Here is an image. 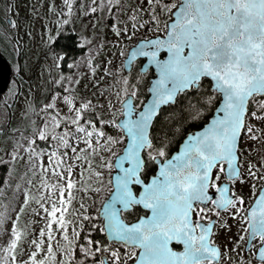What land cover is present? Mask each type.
<instances>
[{"label": "snow or ice", "instance_id": "snow-or-ice-1", "mask_svg": "<svg viewBox=\"0 0 264 264\" xmlns=\"http://www.w3.org/2000/svg\"><path fill=\"white\" fill-rule=\"evenodd\" d=\"M73 7L74 0H64L69 18ZM117 7H120L119 0H108L107 5L104 0L98 5L93 0L88 11L107 9L111 14ZM130 8L122 27H117L116 23L111 27L117 42L127 38L123 33L130 36L145 24L148 31L154 30V35L141 39L129 56L130 61L138 56L147 57V64L154 66L155 79L151 81L149 94L141 104H135L136 85L125 77L123 87L116 93L120 97L121 118L109 117L106 121L118 131L106 136L88 112L95 108L90 100H82L77 105L75 97L63 95L68 114L61 116L56 103L59 94L53 91L50 101L39 109L40 123L30 121V134L21 133L25 143L22 145L20 140L14 139L13 150L8 154L14 161L21 154L19 149L25 148L32 166L38 167L43 175L40 182L50 192L48 199L53 201L50 208L41 205L48 217L46 251L42 247L43 239L32 240L25 259L17 261L18 242L26 233L13 222L7 229L10 232L8 243L0 249L8 259L0 258V264H46L48 260L56 264L57 251L67 257L61 258L59 264H220L226 254L214 242V222L203 223L208 216L202 214L214 212L219 217L221 211L233 219L238 218L242 224L246 222L244 231L248 233L249 242L245 248L251 251L254 247L251 241L258 238V262L264 264V186L256 195L255 183L257 179L264 180V176L258 177L257 166L248 162L249 189L255 196L250 204H246L245 194L230 183H217L221 173H225L228 181L239 179L244 183L246 177L239 171V138L243 132L252 139L258 134L259 130L253 131L256 126L247 121L248 116L264 119V110L258 113L248 109L250 103L264 108V99H257L264 97V0H146ZM68 22L61 11L57 24ZM9 23L16 25L15 20ZM56 35H50L48 42H53ZM53 58L55 66L59 67L63 53L53 52ZM67 79L71 85V78ZM135 79L139 80V76ZM64 80L61 75L54 83L64 88ZM64 92L67 93V88ZM189 93H200V99L189 104L195 114H190V119L198 118L205 111V105L214 100L217 103L215 114L202 128L183 136L178 150L172 151L177 129L160 124L159 113L164 106L187 98ZM107 107L114 113L117 111L110 101ZM30 111L35 109L28 106L25 115ZM61 126L62 132L58 135L57 129ZM37 141L45 145L59 141L47 149V164L44 163L45 149L39 147ZM79 144L89 149L90 155L98 156L100 169H115V172L109 173L111 191L99 210L102 220L99 232L105 234V240L85 236L87 244L77 245L69 238L68 221L63 214L75 182L72 166L64 161L68 153L59 149L70 148V159L75 162L81 159L77 155ZM115 145L120 146V152L115 154L114 160L99 155L100 151L111 154ZM84 160L88 161V156ZM88 162L91 170V161ZM149 164L156 166L150 172L146 171ZM260 167L264 168V161ZM49 171L59 176L60 181L47 184ZM92 172L97 181L92 190L99 193L103 190L101 182L105 174L101 170ZM65 191L69 200L65 199ZM27 201L28 193L24 192L23 203ZM139 206L144 214L137 213L130 220L124 216L125 211L131 216ZM6 212V208L0 210V225L7 219ZM54 221L63 236L56 250L52 244ZM44 232L45 228L39 230L41 238ZM73 235H79L75 228ZM240 239H243L242 234ZM174 241L182 245L179 250L171 246ZM113 242L122 245L123 251L113 247ZM77 248L79 254L75 251ZM238 264H251V260L242 258Z\"/></svg>", "mask_w": 264, "mask_h": 264}, {"label": "rangeland", "instance_id": "rangeland-1", "mask_svg": "<svg viewBox=\"0 0 264 264\" xmlns=\"http://www.w3.org/2000/svg\"><path fill=\"white\" fill-rule=\"evenodd\" d=\"M144 3H146V0H125L120 7H117L114 11L117 27H122L123 22L128 19L126 12L131 11L130 5ZM61 11H64V18L68 19L67 12L64 9V0H0V15L8 24L7 32L15 36V42L18 47L16 55L13 58L14 68L10 89L3 97L5 98L7 107L11 111L12 125L26 129L28 127L29 130H32L30 121L34 120L36 123H40L42 117L39 109L44 103L50 101V97L53 91H55L59 94L56 103L61 110V116L68 114V109L62 99L63 95L67 94L75 97L74 102L77 105L82 100H90L95 105V108H90L88 112L96 122V127L103 129L106 136L115 135L118 130L107 124L106 121L109 117L113 119L121 117L120 97L116 93L123 87L124 78L126 77L131 83L136 85V97L139 92H142L144 84V79L138 75L137 70H134L130 74L124 73L123 57L138 39L151 37L152 34L150 31L148 32V25L145 24L144 28L137 29L130 36L127 33H123L127 38L119 39V42H117L118 38L111 27L113 23L103 26L100 23L85 21L82 28L85 40L89 43V49L87 51L88 57L86 58L87 54L84 55L81 61L86 62V65L80 64L82 67L77 65L74 71L61 69L55 66L54 51L51 48L53 42H48L50 35H56L63 27H66L65 24H57ZM144 19L147 20V15H145ZM11 20L16 21L15 27L9 23ZM129 31H132L130 24ZM8 59L11 60L10 56H8ZM89 61H91V64ZM18 73L20 74V78L16 79L15 75ZM61 75L65 77L63 85L64 88H67V93L64 92V88L54 83ZM137 76H139L141 82L135 79ZM69 77L71 78V85H69L67 79ZM257 99L260 100L261 98ZM109 101L117 109L115 113L107 107ZM28 106H31L35 111H30L28 115H25V109ZM206 106L208 107V104ZM253 110L259 113L264 108H261L258 103H251V111ZM100 121H105V123L101 124ZM247 121L256 126L253 129L254 132L259 131L255 139H252L245 132V137L241 143V164L243 167L242 175L246 179L243 184L237 179L233 181L232 186L238 192L242 191L246 197V204H250L255 196L249 189L251 177H247L246 169L248 162L251 161L257 166L256 175L258 177L264 176V168L260 167L261 162L264 161V119L248 116ZM85 126L87 127V125ZM68 127L73 128L72 125H68ZM61 132L62 126L57 129V134L59 135ZM24 143L25 141L21 142L22 145ZM37 143L40 144L39 141ZM53 143H59V141L48 143L50 148L53 147ZM93 143H95V140H93ZM12 144L9 141L5 148L0 149V164L8 161L5 171L1 172L0 170V179H2L0 180V190L2 195H4L5 191H11L7 202H3V207L0 209H7L5 214L7 219L0 225V249H3L7 245L10 238V232L7 229L15 222L18 229L22 233H26L22 236V240L18 242L19 247L16 251L17 261H23L26 254L31 250L32 240L43 239L45 244L42 247L46 246L48 235L46 224L48 217L41 205L50 208L53 201L48 199L50 192L40 182L43 179V175L38 171V167L32 166V161L28 159V152L25 148L21 147L19 149L21 154L17 155L14 161L9 158L8 154L13 150ZM47 149H45L44 156L45 164H47ZM77 149V155L81 156V159L75 162L70 159L72 156L70 148L61 147L59 149V151H66L68 153L64 157V161L66 164L72 166V177L75 182V186L71 190L72 196L70 200L67 191L64 193L65 199L69 200V202L64 206L65 210L63 213L65 220L68 221L67 230L69 238L74 239L75 243L78 236L73 235V228L80 234L81 231L79 230L85 220L84 217L88 216L90 218L91 216L88 211V205L90 207L93 205L94 200H102L108 194L109 188H111L108 183L109 173L112 172V169H100L98 156L90 155V150L85 149L83 144L77 145ZM119 150L120 146L115 145L112 146L111 154L100 151L99 155L114 160L115 154ZM85 156H88V161H91V170L89 162L84 160ZM92 170H101L105 174L104 180L101 182L103 183V190L99 193L92 190L97 186V181ZM29 171H31L33 176H27L30 173ZM81 173H83L82 176ZM222 175L223 173H221L220 180ZM220 180H218V183ZM58 181H60V177L53 175L49 171L46 183L54 185ZM255 183L257 195L264 180L257 179ZM24 192L28 193L26 204L23 203ZM41 193H43V196H41ZM57 206L60 207L58 201ZM17 213H19L18 219ZM208 214L212 216L214 212H209ZM57 215H60V213H57ZM245 225L246 222L242 224L238 218L233 219L226 212H223L218 217L217 231L214 239L228 245L230 237L237 231L234 244L239 247V244L243 245L240 236L241 234L243 235ZM41 228H45L42 238L39 235ZM236 241H239V244H236ZM62 242L63 236L54 221L53 249L56 250L57 244ZM0 258L8 259V257H5L3 251H0ZM61 258L65 259L66 257H62L61 253L57 251L56 264H59ZM46 264H53V262L48 260Z\"/></svg>", "mask_w": 264, "mask_h": 264}, {"label": "trees", "instance_id": "trees-1", "mask_svg": "<svg viewBox=\"0 0 264 264\" xmlns=\"http://www.w3.org/2000/svg\"><path fill=\"white\" fill-rule=\"evenodd\" d=\"M8 24L0 15V54L3 55L10 63V65L14 68L13 58L16 55V50L18 49L17 44L15 42V36L11 33L7 32ZM69 28H62L58 35H56V39L52 43V50L59 51L61 53H65L66 55L74 58L76 55L75 53H70L72 49H74L76 43L72 36L68 35ZM77 37V36H76ZM10 56L11 60L8 59ZM65 69V68H64ZM16 79L20 78V74L15 75ZM147 82V81H144ZM22 83V82H20ZM208 82L205 81V84ZM146 83L143 84L142 92H139L136 104H141L143 102V98L147 96L145 90ZM10 87L8 88L9 91ZM4 93L0 99V149L5 148L7 143L10 141L13 143V140H20L21 133L24 136H28L31 130L21 127H16L12 125V116L11 111L7 107L5 102L4 95L8 93ZM204 91L203 89L201 90ZM200 99V93H189L187 98H181L174 106H169L168 108L164 109L161 114L159 115V123L160 124H167L169 127H174L177 129L176 135L173 137V144H172V151H176L178 146L182 142L183 136H185L188 132H192L195 129L201 128L206 121L211 116L213 110L217 106L216 101L212 104H208V107L205 105V111L200 114V116L196 119H190V114L195 115L192 113V109L189 107L190 102L194 100ZM13 129H18V131H13ZM48 146L45 145V148ZM2 167L8 165L7 162L1 163ZM153 164H149L148 169L146 171L150 172L153 169ZM29 176V174H27ZM7 197V195L5 196ZM100 203L96 204V208L89 211L90 218L88 220H84L81 227V232L78 235V244H84V235L90 229V225L93 222H100L97 213ZM77 244V245H78ZM76 252L79 254V248L76 249Z\"/></svg>", "mask_w": 264, "mask_h": 264}, {"label": "flooded vegetation", "instance_id": "flooded-vegetation-1", "mask_svg": "<svg viewBox=\"0 0 264 264\" xmlns=\"http://www.w3.org/2000/svg\"><path fill=\"white\" fill-rule=\"evenodd\" d=\"M124 1L125 0H119L120 6ZM100 2H101V0H95L96 5L100 4ZM107 2H108V0H104L105 5H107ZM91 5H93V0H74V7H73L72 16L70 18L68 17L69 22L67 24H65V26L69 28L68 35L70 34L69 36H72L75 40V43H76L74 49H72V51L70 53H75L76 56L74 58H72V57L66 55L65 53H63V58L59 61V67L61 69L65 68V69L74 71L76 69L77 65H80V64L86 65V62L84 63L81 61L84 55L87 54L86 58L88 57L87 51L89 49L87 42L85 40V36L83 34L84 32H83V28H82V25L85 23V21L100 23L103 26H106V24H108V23H114L115 22L116 15H115L114 11L116 10V8H113L111 10V14L109 13V11L107 9L101 10L99 8H97V11L95 13H92V12L88 11L89 6H91ZM66 27H64V28H66ZM153 31H150L152 34L151 36H153V34H154ZM55 52L61 53L59 51H55ZM143 62H144V60H139L138 62H136L134 65V69H139L140 66L143 64ZM80 66L82 67V65H80ZM147 74H149V76H153L154 72H153V70H149L147 72ZM261 99H264V97ZM244 137H245V132L242 135L241 143H242V140ZM241 149H242V146L240 144V165H241V168L243 170V167L241 164V161H242V159H241L242 150ZM152 166H153V168L156 167L155 164H153ZM5 169H6V166H4V167L0 166L1 172H4ZM224 179H225V175L223 173L219 183L223 182ZM0 180H2V179H0ZM263 185H264V183H263ZM223 212L224 211H221L220 214H222ZM137 213L144 214L143 209L138 207L136 209V211H134L131 214V216L129 215V212L125 211L124 216L130 220L132 218V216H135ZM203 215H207V213L202 214V216ZM207 216H208V220H203V222L208 223L209 220H212L214 218L216 219L215 227L213 228V239H214V236H215L216 231H217L218 216L215 215V213L212 216H209V214ZM193 218L195 219V216ZM101 224H102L101 222L92 223L91 225H95V227H90L89 231L86 232L84 237L87 236V237H90L94 240L104 241L105 240V234L99 232V227L101 226ZM237 233L238 232L235 231L234 235L232 237H230V241H229L228 245L225 243L218 242L214 239V242L217 244V246H219L222 253L226 254V255L221 257L220 264H238V262L242 258L245 260H251V264H259L258 257H257V253H258L259 247H260V245L258 243V238H256V240L251 241V243L254 245V247L251 251H249L248 249L245 248V244L249 242L248 233L246 231H243V235H244V237L242 239L243 245L239 244V247H237L234 244L235 237H236ZM84 244H87V240H85V239H84ZM112 246L118 247L121 249V251H123L122 245L112 244ZM171 246L176 248L177 250H179L182 247L181 244H179L175 241L172 242ZM75 251H76V249H75Z\"/></svg>", "mask_w": 264, "mask_h": 264}, {"label": "water", "instance_id": "water-1", "mask_svg": "<svg viewBox=\"0 0 264 264\" xmlns=\"http://www.w3.org/2000/svg\"><path fill=\"white\" fill-rule=\"evenodd\" d=\"M141 40V39H140ZM139 40V41H140ZM138 41V42H139ZM137 42V43H138ZM137 43L134 45V46H136L137 45ZM134 46L133 47H131L130 49H129V51H128V54H127V57L125 58V60H124V70H125V72L126 73H129L131 70H132V68H133V64L137 61V60H139V59H145V62H144V64L142 65V67H141V69H140V72L141 73H146V72H148L150 69H152L154 72H155V68H154V66H149L148 64H147V57H143V56H138V57H136V59L134 60V61H130L129 60V56H130V50H132L133 48H134ZM11 73H12V69H11V66H10V64L8 63V61H7V59L3 56V55H1L0 54V95L2 94V93H4L5 91H6V89L8 88V85H9V83H10V79H11ZM155 79V76L154 77H152L151 79H150V81H149V85H148V87H147V92H148V94H149V92H150V89H151V81L152 80H154ZM134 103H135V98H134ZM176 103H174L173 105H175ZM167 107H169V106H164V109L165 108H167ZM216 109V108H215ZM248 109H249V106H248ZM161 113V112H160ZM160 113H159V115H160ZM215 114V110L213 111V113H212V115L209 117V119L208 120H210L211 119V117L213 116ZM208 122V121H207ZM206 122V123H207ZM205 123V124H206ZM204 124V125H205ZM203 125V126H204ZM202 126V127H203ZM201 127V128H202ZM200 129V128H199ZM199 129H197V130H199ZM243 134V133H242ZM241 137H242V135L240 136V138H239V148H240V142H241ZM182 143V142H181ZM178 150V149H177ZM176 150V151H177ZM239 159H240V156H239ZM225 168H226V165H225ZM239 171H240V173H241V168H240V166H239ZM115 172V171H114ZM113 172V173H114ZM223 182H228V183H230V185H231V182L232 181H228L227 179H226V175H225V180L223 181ZM108 198V197H107ZM106 198V199H107ZM105 199V200H106ZM103 204H104V202H103ZM103 204H102V206H103ZM102 206H101V208H102ZM140 207H142V206H140ZM100 208V209H101ZM99 216H100V211H99ZM211 221H213L214 223H215V219H212ZM203 223H205V222H203ZM259 252V251H258ZM257 257H258V253H257Z\"/></svg>", "mask_w": 264, "mask_h": 264}]
</instances>
